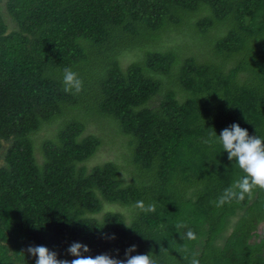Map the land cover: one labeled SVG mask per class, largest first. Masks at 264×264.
Segmentation results:
<instances>
[{"label": "trees", "instance_id": "trees-1", "mask_svg": "<svg viewBox=\"0 0 264 264\" xmlns=\"http://www.w3.org/2000/svg\"><path fill=\"white\" fill-rule=\"evenodd\" d=\"M90 116L119 125L132 183L115 163L88 168L103 143L84 136ZM233 122L264 136V0H0V264H35L36 245L72 259L73 241L264 264V189L220 202L242 173L211 128ZM105 204L132 214L98 217Z\"/></svg>", "mask_w": 264, "mask_h": 264}, {"label": "clouds", "instance_id": "clouds-1", "mask_svg": "<svg viewBox=\"0 0 264 264\" xmlns=\"http://www.w3.org/2000/svg\"><path fill=\"white\" fill-rule=\"evenodd\" d=\"M65 92H79L82 88V81L77 73L70 68H65L62 77ZM211 133L215 143H218L223 152L227 153L228 160L234 167H238L240 175L229 188L224 190L220 202L230 199L243 201L250 197L256 189H264V136L250 135L247 128H242L238 123L233 122L220 130L219 134L214 128ZM137 207L145 209L143 201L136 202ZM154 206L148 204L147 211H152ZM188 239H195L196 234L187 230L184 234ZM107 239L115 240V234L106 235ZM28 253L35 257V264H159V261L151 253H136L137 245L132 244L125 249L124 258L109 253L96 255L89 254L91 249L88 244L81 241H73L67 247V254L72 259L58 258L57 252L50 250L45 245L29 246ZM191 264H199L195 258Z\"/></svg>", "mask_w": 264, "mask_h": 264}, {"label": "rangeland", "instance_id": "rangeland-1", "mask_svg": "<svg viewBox=\"0 0 264 264\" xmlns=\"http://www.w3.org/2000/svg\"><path fill=\"white\" fill-rule=\"evenodd\" d=\"M164 42H166L165 44H167L168 42L167 38H164ZM161 49L163 48L161 47ZM188 55H190V53L183 54L182 56L185 57ZM199 58H200V54H199ZM209 58L211 57H206V59L208 60ZM136 59L137 57L135 55L130 54L123 59L124 65L127 66ZM200 59L202 60V58ZM92 110L95 112L94 108ZM85 123H86L85 124L86 131L84 133V136L96 135L100 137L103 141L102 146L97 152V154L92 158V160L87 162L88 168L91 169L97 165H102L107 162L115 163L116 165L121 167V170L123 171V174L126 177L127 183H132L134 181V177H133L134 174L131 175L130 173H128L129 168L132 169V167L131 165H129L130 156H129L128 150L125 148L126 146L125 140L127 139L124 135L118 132L120 127L117 124V122L114 119L102 120L100 118L95 119L92 116H90V118L87 117V121H85ZM39 154L40 153L38 152L39 161L41 162L42 157ZM132 209L133 208H130V207L105 204L104 211L98 217H101L104 213L111 212V211L112 212H122L127 217H130L132 214V211H131ZM259 232L262 233V235H264V224L260 227Z\"/></svg>", "mask_w": 264, "mask_h": 264}]
</instances>
